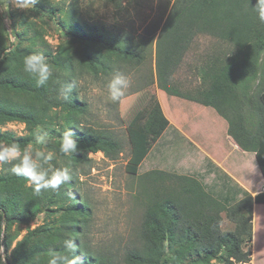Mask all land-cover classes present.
Instances as JSON below:
<instances>
[{"label":"rangeland","instance_id":"1","mask_svg":"<svg viewBox=\"0 0 264 264\" xmlns=\"http://www.w3.org/2000/svg\"><path fill=\"white\" fill-rule=\"evenodd\" d=\"M0 2V51L7 49L1 52L0 60L6 51L16 48V60L13 57L6 62L0 74H23V59L31 53L44 55L53 69V77L48 86L37 88L31 81L32 90L29 92L12 90L6 93L8 95L7 99L3 98L4 104L31 111L33 119L1 121L0 143L8 144L3 135L31 138L28 143L20 145L24 148L33 143L31 133L35 126L41 125L50 130V142L42 150L54 154L51 166L71 168L72 183L66 188L74 190L81 201L92 208V215L82 223L78 238L86 245L88 252L107 257L112 264H125V252L140 246L138 232L145 213L142 198L144 188L147 187L141 180L142 175L147 169L164 165L169 170L178 169L177 163L179 164L177 157L172 155V147L156 144V138L151 144V147L155 146L154 152L148 159L145 157L149 149L135 158V142L129 130L141 123L146 126V121L153 120V130H159L157 136L160 135L163 127L155 124V117L160 104H163L167 106L169 115L175 122L180 126L184 125L187 131L196 133L194 136L200 142H205L203 134L207 124L194 127L195 120L188 123L177 120L181 119L182 113L191 112L192 104L185 98L167 94L159 89L156 82L157 39L174 0H38L30 10L18 9L12 0ZM122 37L129 38L132 44L143 51L145 60L141 64L130 66L122 61L114 62L115 57L109 54L102 61L111 65V69L104 70L99 65L95 70L90 66L92 58L88 53L95 44L99 46L101 53H105V41L108 40L109 43L110 40H119ZM99 38L103 40L101 44L94 42V39ZM234 51L236 46L226 40L208 34H197L174 72L173 84L179 92L194 94L202 86L204 61L209 57H224ZM116 71L128 77L130 87L122 100L113 104L107 98V80ZM73 81L75 88L71 100H57L61 84ZM175 108L183 110L176 111ZM199 120L206 123L205 115ZM81 124L85 126L83 130L76 127ZM66 127L71 128L74 134L76 130H100L115 134L122 141L123 150L117 158H111L102 151H85L78 145L77 151L85 154L89 160L73 162L58 150L60 133L55 129L63 131ZM10 167L7 164L0 165V174L11 173ZM26 186H29L28 181ZM65 205L62 201L51 203L45 199L26 211L25 220L14 219L7 227L3 224L1 260L6 264L14 261L17 264L47 262V255L34 256L32 260L26 261L23 257L26 251L23 249L14 257V249L30 233L60 225ZM258 211L262 215L264 208H259ZM15 217L18 218L19 214ZM261 222L264 225V213ZM221 227L223 230H233L235 227L225 212H222ZM4 239L10 244L7 251L3 244ZM47 243L52 242L44 234H38L31 239L29 246ZM251 244L244 248L251 249ZM258 246L260 253H264V228L259 232ZM178 249H166L167 264L222 262L218 260L217 263H204L195 259L197 255L194 253Z\"/></svg>","mask_w":264,"mask_h":264},{"label":"trees","instance_id":"2","mask_svg":"<svg viewBox=\"0 0 264 264\" xmlns=\"http://www.w3.org/2000/svg\"><path fill=\"white\" fill-rule=\"evenodd\" d=\"M255 3L256 0H250V3L249 0H174L157 39L155 66L156 82L161 90L211 106L227 120L228 133L241 148L255 153L264 177V23L252 11L251 6ZM199 33L226 40L236 46V51L205 60L202 86L194 94H184L173 84V75ZM94 42L101 44L103 40L94 39ZM105 42V53H101L96 44L88 53L92 58L90 66L95 70L99 65L104 70L112 68L102 61L109 54L115 57L114 62L122 61L130 66L145 60L143 51L129 38ZM15 49L6 51L0 60V71L10 59L14 57L16 60ZM5 50L0 51V58ZM12 90L29 92L32 82L22 73L0 74V122L5 119L32 120L31 111L4 104L3 98L7 99L6 93ZM155 118L160 119V116ZM161 126L164 127L163 124ZM153 129L148 133L141 124L129 130L135 142V158L151 149L159 132ZM75 134L78 145L85 151H102L108 157L117 158L123 150L122 141L115 134L100 130H76ZM2 137L6 143L17 141L20 145L31 140L27 137ZM70 159L73 162L89 160L80 151L73 153ZM141 180L147 187L142 198L145 213L138 232L140 246L125 252V264H167L165 254L168 247L190 251L197 255L195 259L204 263H217L218 260L222 261L220 264L251 262V249L244 247H249L252 242L253 206L254 203H264V191L255 196L247 193L239 201L226 204L208 194L198 180L187 176L153 169L145 172ZM26 181V178L12 173L0 174V244L3 224L7 227L14 219L25 220L26 211L45 199L51 203L62 201L66 205L60 225L46 227L44 231L37 230L24 237L17 243L14 257L22 249L26 251L23 255L26 261L34 256H50L53 251H63L65 241L72 238L78 245L73 254L80 256L84 264H112L109 258L88 252L78 238L82 223L92 215V208L82 202L74 190L66 188L72 182L63 184L59 190H46L36 196L32 188L26 186ZM222 212L235 224L233 230L222 229ZM16 214H19L18 218ZM38 234H44L52 243L29 246L31 239ZM3 244L7 251L9 242L4 239ZM0 264H6L1 257Z\"/></svg>","mask_w":264,"mask_h":264},{"label":"crops","instance_id":"3","mask_svg":"<svg viewBox=\"0 0 264 264\" xmlns=\"http://www.w3.org/2000/svg\"><path fill=\"white\" fill-rule=\"evenodd\" d=\"M186 100L190 105L192 104L191 109L189 108L191 112L182 113L181 119L177 120H185L187 123L195 120L194 127H200L202 123L207 124L203 134L205 142H200V139H196L194 136L196 133L187 131L188 129H185L184 125L180 126L178 122H175L170 117L167 106L160 104L156 116H160L162 121L160 122V119L157 118L155 124L158 126L163 124L164 127L157 137L156 144L172 147V155L177 157L179 164L177 163L178 169L173 167V170H169L165 165L156 169L194 178L202 184L208 194L226 204L239 201L245 196V192L255 196L264 191V177L255 153L246 151L238 145L228 133L227 120L211 106L190 99ZM175 109L176 111L183 110ZM204 115L206 123L199 120ZM141 124L150 133L154 122L149 120L146 121V126L145 123ZM154 148L155 146L151 147L145 159L153 154ZM148 171L150 170L147 169ZM259 208H264V203H254L253 206L251 264H264V253H260L258 246L259 232L264 228L261 222L264 212L261 211V215L258 211Z\"/></svg>","mask_w":264,"mask_h":264},{"label":"clouds","instance_id":"4","mask_svg":"<svg viewBox=\"0 0 264 264\" xmlns=\"http://www.w3.org/2000/svg\"><path fill=\"white\" fill-rule=\"evenodd\" d=\"M18 9L30 10L38 3V0H12ZM250 3V0H249ZM252 11L257 19L264 23V0H256ZM21 71L25 74L37 88L48 86L53 77V69L46 57L39 53H31L24 57ZM130 87V80L119 71L111 74L107 80L108 100L119 103ZM75 88V81L61 84L57 100L69 102ZM83 130V124L76 125ZM59 135V153L63 156L71 157L78 150V139L73 130L66 127L63 131L55 129ZM32 141L24 148H21L17 141L8 144L0 143V165H10V171L14 176L24 177L29 182L34 195L39 196L46 190H59L60 186L72 180L71 168L69 166L53 167L51 162L54 159L52 152L42 150L50 142L52 132L41 125L32 129ZM35 146H40L37 148ZM78 245L68 238L63 246V251H53L48 257L47 264H84L80 256L73 253Z\"/></svg>","mask_w":264,"mask_h":264},{"label":"built area","instance_id":"5","mask_svg":"<svg viewBox=\"0 0 264 264\" xmlns=\"http://www.w3.org/2000/svg\"><path fill=\"white\" fill-rule=\"evenodd\" d=\"M239 264H251V262L250 263L249 262H241Z\"/></svg>","mask_w":264,"mask_h":264}]
</instances>
